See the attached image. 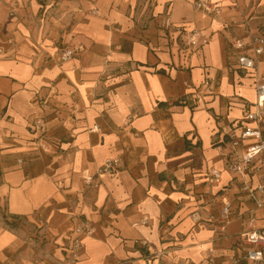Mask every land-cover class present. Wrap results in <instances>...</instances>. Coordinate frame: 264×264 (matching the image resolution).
Listing matches in <instances>:
<instances>
[{
  "label": "crops",
  "instance_id": "1",
  "mask_svg": "<svg viewBox=\"0 0 264 264\" xmlns=\"http://www.w3.org/2000/svg\"><path fill=\"white\" fill-rule=\"evenodd\" d=\"M196 1L0 0V264H248L241 235L252 216L264 230V207L243 187L264 173L228 169L254 144L229 134L264 74V56L256 73L238 62L264 38V0ZM109 159L117 173L97 175Z\"/></svg>",
  "mask_w": 264,
  "mask_h": 264
},
{
  "label": "built area",
  "instance_id": "2",
  "mask_svg": "<svg viewBox=\"0 0 264 264\" xmlns=\"http://www.w3.org/2000/svg\"><path fill=\"white\" fill-rule=\"evenodd\" d=\"M195 8L209 15H219L221 9L209 0H197ZM196 36L191 38V44H196ZM233 49L237 52L246 50L247 46L242 40H236L232 44ZM251 47L254 56L245 54L238 55L239 65L243 70L258 72L262 57L264 56V38L255 39ZM75 56V51L66 49L58 56L60 63H67ZM256 104L254 110L246 115L244 123L241 127L234 129L229 134L230 141L234 147H239L245 140L252 139L254 144L244 148L238 160L229 164V170L234 174L247 173L256 160H260V165L255 168L256 174L264 173V74L256 84ZM36 126L39 129L45 128V122L38 120ZM119 168L118 159L107 160L102 167L99 168L97 175L117 173ZM88 185L93 184V177L88 175L84 178ZM221 180V173L217 170L210 171L208 174V182L218 184ZM243 191L248 193L258 208L264 207V184L257 187L245 185ZM233 204L226 202L222 206L219 218L215 224L216 229L224 233L232 219ZM248 230L241 235V241L248 247L246 253L242 257L248 264H264V230L257 228L256 217H250L247 223ZM76 239L74 241V250L82 248V239L94 235V228L88 221L80 223L75 229ZM207 264H215L214 251L209 250L207 254ZM239 261H236L238 264Z\"/></svg>",
  "mask_w": 264,
  "mask_h": 264
},
{
  "label": "rangeland",
  "instance_id": "3",
  "mask_svg": "<svg viewBox=\"0 0 264 264\" xmlns=\"http://www.w3.org/2000/svg\"><path fill=\"white\" fill-rule=\"evenodd\" d=\"M42 16H43V13H40V17L42 18Z\"/></svg>",
  "mask_w": 264,
  "mask_h": 264
}]
</instances>
